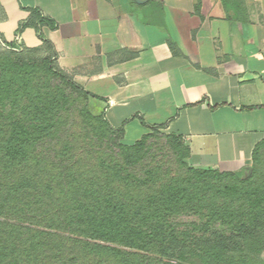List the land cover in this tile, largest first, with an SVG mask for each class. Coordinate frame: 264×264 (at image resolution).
<instances>
[{
  "label": "trees",
  "instance_id": "1",
  "mask_svg": "<svg viewBox=\"0 0 264 264\" xmlns=\"http://www.w3.org/2000/svg\"><path fill=\"white\" fill-rule=\"evenodd\" d=\"M27 10L40 46L0 34V264H264V137L246 177L154 127L124 143Z\"/></svg>",
  "mask_w": 264,
  "mask_h": 264
},
{
  "label": "crops",
  "instance_id": "2",
  "mask_svg": "<svg viewBox=\"0 0 264 264\" xmlns=\"http://www.w3.org/2000/svg\"><path fill=\"white\" fill-rule=\"evenodd\" d=\"M57 65L97 96L112 127L133 142L151 129L179 136L194 167L236 170L264 137V0H0V34L17 36L27 8ZM131 142V143H133Z\"/></svg>",
  "mask_w": 264,
  "mask_h": 264
},
{
  "label": "rangeland",
  "instance_id": "3",
  "mask_svg": "<svg viewBox=\"0 0 264 264\" xmlns=\"http://www.w3.org/2000/svg\"><path fill=\"white\" fill-rule=\"evenodd\" d=\"M2 46V47H1ZM1 48H4V46H3V44H0V49ZM91 102H93L94 103V101H91ZM91 110L93 111V112H96V111H98V107H96V106H94V104L92 105V103H91ZM135 134H128L124 139H123V142L124 143H127V144H130L131 142H133V139H134V136ZM164 160H167V163H170V158H169V156H165L164 157ZM187 161V163L190 165V166H192L189 162H188V159L186 160ZM230 171H234V172H237V173H239V174H241L242 176H244V177H246V176H248L249 174H250V172H251V163H249L247 166H244V167H241V168H239V169H236V170H230ZM262 259H264V251L263 252H261L260 253V255H259Z\"/></svg>",
  "mask_w": 264,
  "mask_h": 264
},
{
  "label": "water",
  "instance_id": "4",
  "mask_svg": "<svg viewBox=\"0 0 264 264\" xmlns=\"http://www.w3.org/2000/svg\"><path fill=\"white\" fill-rule=\"evenodd\" d=\"M138 1V0H137Z\"/></svg>",
  "mask_w": 264,
  "mask_h": 264
}]
</instances>
